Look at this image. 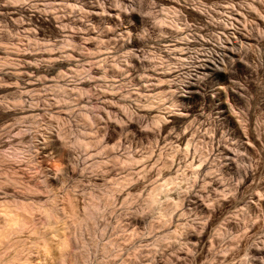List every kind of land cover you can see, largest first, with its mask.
I'll return each instance as SVG.
<instances>
[{
	"label": "clouds",
	"instance_id": "obj_1",
	"mask_svg": "<svg viewBox=\"0 0 264 264\" xmlns=\"http://www.w3.org/2000/svg\"><path fill=\"white\" fill-rule=\"evenodd\" d=\"M0 264H264V0H0Z\"/></svg>",
	"mask_w": 264,
	"mask_h": 264
}]
</instances>
